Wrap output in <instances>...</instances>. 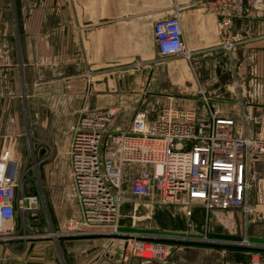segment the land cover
<instances>
[{
    "label": "crops",
    "instance_id": "1",
    "mask_svg": "<svg viewBox=\"0 0 264 264\" xmlns=\"http://www.w3.org/2000/svg\"><path fill=\"white\" fill-rule=\"evenodd\" d=\"M259 1L263 7L249 8L227 31L215 0H0V161L9 156L21 163L31 139L49 151L42 158L49 165L44 194L54 229L64 227L67 213H79L70 200L69 151L83 109H118L117 122L126 127V114L155 117L173 104L233 119L252 138L264 132ZM176 14L190 59L159 55L154 25ZM169 62L179 66L164 73ZM163 78L170 98L157 106L153 92ZM249 170L248 214L198 206L188 217L181 208L148 201L145 208L125 204L117 230L170 239L166 264H252L264 251V160L252 158ZM130 188L124 186L129 197ZM39 220H27V235L47 233ZM17 229L24 234L20 218ZM205 237L209 243L201 242ZM243 241L252 247H240ZM123 248L114 235L27 237L0 244V264H124Z\"/></svg>",
    "mask_w": 264,
    "mask_h": 264
},
{
    "label": "built area",
    "instance_id": "2",
    "mask_svg": "<svg viewBox=\"0 0 264 264\" xmlns=\"http://www.w3.org/2000/svg\"><path fill=\"white\" fill-rule=\"evenodd\" d=\"M259 0H215L225 30ZM159 55L163 59H190L178 14L154 25ZM231 48V47H229ZM120 110L83 109L72 129L69 158L71 193L79 219L66 224L70 237L114 235L121 237L124 264H166L172 243L165 237L121 234L117 230L122 207L132 199L178 207L192 216L195 207L207 212L242 210L250 190V160H264V132L252 138L233 119L202 117L197 111L170 104L155 117L141 111L126 127L117 122ZM130 170H135L132 174ZM131 184V197L124 186ZM42 197L26 192L19 165L9 156L0 161V244L27 238V220H38ZM24 234L17 229V219ZM29 237H32L30 235ZM202 243H209L205 237ZM251 248L248 241L238 244ZM252 264H264V251Z\"/></svg>",
    "mask_w": 264,
    "mask_h": 264
},
{
    "label": "rangeland",
    "instance_id": "3",
    "mask_svg": "<svg viewBox=\"0 0 264 264\" xmlns=\"http://www.w3.org/2000/svg\"><path fill=\"white\" fill-rule=\"evenodd\" d=\"M261 7H263L262 4H261V6H259V8H261ZM253 9H255V8H253ZM172 65L173 66H179L178 63H170L169 62L165 66L162 67L163 72L166 73L168 70H170L171 69L170 67ZM156 88H157L156 91L153 92L154 95H156V97H153L152 99H154L153 100L155 103L154 105L158 106V105H160V103L164 102V100H167L166 98H170V92L168 90L169 83L167 82L166 79L163 78L161 83H157ZM130 102H132V100ZM134 102L136 103V101H134ZM129 103H126V106L130 107ZM135 115L133 116L130 114H126V124L131 123L134 120ZM261 133L262 132H260V134ZM71 138H72V136H71ZM40 149H41L40 147H38L37 145H34V141H33V139H31L30 146L28 148H26V156L23 158L24 160L21 163H18V165H19V179H20V181H22L26 192L36 193V194L40 193L41 197L44 200L43 201L44 202L43 208H42V212H41L39 221L43 224V227L45 228V231L47 233H45V234H33L32 237L47 236V237L53 238V237H59V235H60V237L63 235L68 236L67 233L65 232L66 231V224L68 221H70L72 219H79L80 218V212L78 213V211H77L78 214H76V215L73 213H71V214L67 213L64 216L66 224H64V227L61 230L60 229L57 230V229L53 228V222L55 223L56 220L54 217L49 215V212L47 210L46 203H45V194H44L45 183H44V174L43 173H44V169L49 165H45L42 162V158L44 156H48L49 151L47 149H45V150H40ZM69 161H70V158H69ZM70 166H71V163H70ZM70 178H71V184H70V191H71V185H72L71 174H70ZM71 196H72V193H71ZM69 197H70V195H69ZM70 200L73 201L75 203V205H77V202L73 196L70 198ZM146 203H147V201H141L140 202V201H136V200L132 199L130 202L127 203V205H132V207H136V208L137 207L138 208H145ZM126 220H128L127 217H126ZM138 221L142 222V220H139V219H138ZM148 221H150V219ZM150 232H153V231H150ZM29 236H30V234H28L27 237H29Z\"/></svg>",
    "mask_w": 264,
    "mask_h": 264
}]
</instances>
